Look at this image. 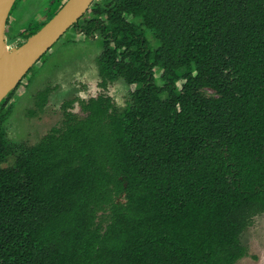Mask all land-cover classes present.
I'll use <instances>...</instances> for the list:
<instances>
[{
  "label": "trees",
  "instance_id": "1",
  "mask_svg": "<svg viewBox=\"0 0 264 264\" xmlns=\"http://www.w3.org/2000/svg\"><path fill=\"white\" fill-rule=\"evenodd\" d=\"M74 27L133 88L65 102L35 144L2 101L0 264H235L264 213V0H96Z\"/></svg>",
  "mask_w": 264,
  "mask_h": 264
},
{
  "label": "rangeland",
  "instance_id": "2",
  "mask_svg": "<svg viewBox=\"0 0 264 264\" xmlns=\"http://www.w3.org/2000/svg\"><path fill=\"white\" fill-rule=\"evenodd\" d=\"M50 2L16 1L11 25L17 39L9 46H18L24 41L20 33L26 29L27 23L38 19L40 21ZM148 39H152V36H148ZM152 44L155 45L153 40ZM102 46L103 38L99 34L96 33L94 37L84 36L72 28L68 29L31 67L7 101L6 107L12 105L6 122L8 139L27 144L37 143L48 130L60 123L61 104L64 100H80L105 91L113 98L116 110L122 111L126 107L128 92L133 87L118 80L107 84L103 90L99 83L97 61ZM157 83L161 84L158 78ZM53 86L55 89L49 94L46 105L40 108L37 92ZM74 107L75 111L78 110L77 102ZM12 163L13 158H10L2 166H10ZM241 241L247 247V255L235 264H264V213L254 217L252 224L241 235Z\"/></svg>",
  "mask_w": 264,
  "mask_h": 264
},
{
  "label": "water",
  "instance_id": "3",
  "mask_svg": "<svg viewBox=\"0 0 264 264\" xmlns=\"http://www.w3.org/2000/svg\"><path fill=\"white\" fill-rule=\"evenodd\" d=\"M95 0H66L62 7L35 33L18 46H9L5 29L16 0H0V41L17 56L15 64L0 71V104L18 86L31 67L89 10Z\"/></svg>",
  "mask_w": 264,
  "mask_h": 264
},
{
  "label": "flooded vegetation",
  "instance_id": "4",
  "mask_svg": "<svg viewBox=\"0 0 264 264\" xmlns=\"http://www.w3.org/2000/svg\"><path fill=\"white\" fill-rule=\"evenodd\" d=\"M17 1V0H16ZM58 0H51V2H50V6H49V8L44 12V14H43V17L40 19V21H39V19L38 20H34V22H29V23H27L26 24V29L23 31V32H21L20 33V35H23V37H24V40L26 39L25 38V36H24V34H26V33H28L26 30L28 29V27L30 26V25H32V26H34V25H37V24H42V23H46L50 18H51V16H50V11H51V9H52V7L56 4V2H57ZM66 0H61L60 2V5L58 6V8H57V10L54 12V14L62 7V5L64 4V2H65ZM96 1V0H95ZM94 1V2H95ZM93 2V3H94ZM92 3V4H93ZM91 4V5H92ZM15 6H16V2H15V4H14V6H13V8H12V10H11V12H10V15H9V17H8V20H7V23H6V29H5V35H6V41H7V43L8 44H11L13 41H15L17 38L15 37V35H16V33H14L13 32V28H12V25H11V22H12V13H13V10H14V8H15ZM91 7V6H90ZM89 10H90V8H89ZM89 10L79 19V20H82V19H84L86 16H87V13L89 12ZM53 14V15H54ZM79 20H78V22H79ZM36 21H38V22H36ZM44 21V22H43ZM78 22L76 23V24H74V25H72L70 28H72V29H74V30H76L77 32H80L81 34H83L81 31H80V29H78V28H76V27H74V26H76L77 24H78ZM43 24V25H44ZM69 28V29H70ZM13 33H14V35H13ZM97 34H99L98 32H96ZM96 33H94V35L93 36H91V37H94L95 36V34ZM84 35V34H83ZM100 35V34H99ZM84 36H86V35H84ZM101 36V35H100ZM102 37V36H101ZM103 38V37H102ZM19 44V43H18ZM17 44V45H18ZM103 47V46H102ZM100 55V54H99ZM98 59V58H97ZM98 61V60H97ZM99 64V63H98ZM99 75V74H98ZM99 79H100V84H102L101 83V78H100V76H99ZM116 81H118V80H116ZM123 81V80H122ZM115 82V81H114ZM113 83V82H112ZM20 84V83H19ZM18 84V85H19ZM108 84H110V83H108ZM102 87H103V90H105V86H103L102 85ZM47 90V94H45V95H41V94H39L41 91H43V90ZM55 89V86H53V87H46V88H44V89H42V90H40V91H38L37 92V97L36 98H38V99H40V101H38V105H39V107L40 108H43L45 105H46V103H47V99H48V96H49V94L51 93V91H53ZM103 93H105V91H103ZM107 94V93H106ZM96 96V95H95ZM110 96V95H109ZM92 97V96H91ZM88 98H90V97H88ZM88 98H83V99H88ZM113 99V98H112ZM71 101H73V103H72V108H70L72 111H75L74 110V103L75 102H77V105H78V110H76L75 112H80V108H79V101L80 100H82V99H80V100H75V99H70ZM70 100H64L63 102H62V104H61V109H62V119H63V112H64V109H63V104L65 103V102H67V101H70ZM114 101V100H113ZM114 104H115V102H114ZM62 119H61V121H60V123L59 124H57V125H55V126H53L52 128H54V127H57V126H59L60 124H61V122H62ZM51 128V129H52ZM50 129V130H51ZM49 131V130H48ZM45 135V134H44ZM43 135V136H44ZM40 141V140H39ZM38 141V142H39Z\"/></svg>",
  "mask_w": 264,
  "mask_h": 264
},
{
  "label": "bare ground",
  "instance_id": "5",
  "mask_svg": "<svg viewBox=\"0 0 264 264\" xmlns=\"http://www.w3.org/2000/svg\"><path fill=\"white\" fill-rule=\"evenodd\" d=\"M22 57L17 56L15 54H12L6 45L0 41V71L4 70L6 66H9L10 64H15L18 62V59Z\"/></svg>",
  "mask_w": 264,
  "mask_h": 264
}]
</instances>
